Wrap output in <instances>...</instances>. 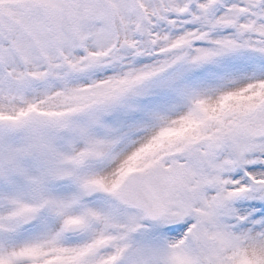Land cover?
I'll use <instances>...</instances> for the list:
<instances>
[{
  "label": "snow or ice",
  "instance_id": "snow-or-ice-1",
  "mask_svg": "<svg viewBox=\"0 0 264 264\" xmlns=\"http://www.w3.org/2000/svg\"><path fill=\"white\" fill-rule=\"evenodd\" d=\"M0 264H264V0H0Z\"/></svg>",
  "mask_w": 264,
  "mask_h": 264
}]
</instances>
